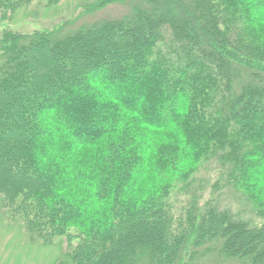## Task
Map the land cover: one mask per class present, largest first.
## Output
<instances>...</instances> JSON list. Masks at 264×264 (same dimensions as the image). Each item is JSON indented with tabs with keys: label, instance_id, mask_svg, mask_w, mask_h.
<instances>
[{
	"label": "trees",
	"instance_id": "obj_1",
	"mask_svg": "<svg viewBox=\"0 0 264 264\" xmlns=\"http://www.w3.org/2000/svg\"><path fill=\"white\" fill-rule=\"evenodd\" d=\"M61 1L0 0L62 12L0 28V215L46 264H264V0Z\"/></svg>",
	"mask_w": 264,
	"mask_h": 264
},
{
	"label": "rangeland",
	"instance_id": "obj_2",
	"mask_svg": "<svg viewBox=\"0 0 264 264\" xmlns=\"http://www.w3.org/2000/svg\"><path fill=\"white\" fill-rule=\"evenodd\" d=\"M64 1V0H63ZM59 4V9H64L63 12L71 10L75 3L82 0H65ZM38 6L33 3L31 15L34 17L26 18L22 12H19L11 22L0 21V28L6 25L21 31H32L48 25L60 19V14H55V10H37ZM114 12V13H111ZM125 11L122 5L109 6L100 13L99 17L105 14H116ZM36 14L34 15V13ZM91 19V17L87 18ZM17 221V222H16ZM20 222V221H19ZM18 220L4 218L0 215V264H46L55 257L58 252L56 244H52L50 248L39 245L38 242L32 240L25 227ZM20 224V225H19ZM60 250V249H59ZM54 255V256H52ZM52 256V259H51Z\"/></svg>",
	"mask_w": 264,
	"mask_h": 264
}]
</instances>
